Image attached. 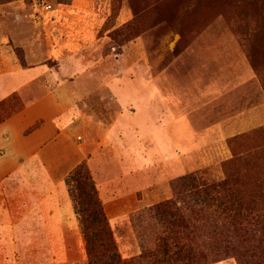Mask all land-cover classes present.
<instances>
[{
    "label": "rangeland",
    "instance_id": "obj_1",
    "mask_svg": "<svg viewBox=\"0 0 264 264\" xmlns=\"http://www.w3.org/2000/svg\"><path fill=\"white\" fill-rule=\"evenodd\" d=\"M58 1L67 0H0V6L29 5L37 7L41 14L45 11L43 4ZM123 2L131 9L132 17L114 28ZM105 28L110 30L114 45L142 37L156 73L164 68L168 74L179 71L182 88L190 87L186 80L199 75L203 80L200 87L216 93V98L196 111L200 118L193 125L196 130L248 107L264 105V0H110ZM106 47L110 49L109 45ZM16 51L20 53V49ZM102 64L105 71L112 72L120 62L116 56H109ZM14 98L10 96L0 103V116L16 110ZM104 100L100 93L85 105L79 101L83 117L95 122L111 119L116 109ZM75 121L78 123L81 117ZM97 130L92 126L86 134L72 130L70 137L60 141L61 150L75 154L73 167L62 178L58 195L59 207L67 204L68 209L59 208V219L53 223L45 219L35 222L40 235L22 238L25 245L15 250L12 247L11 252H6L8 260L0 258L6 261L0 264H88L76 212L78 194L73 182L65 181L82 162L90 172L118 252L124 259L137 257L145 247L155 251L157 237L164 234L161 223L147 213V208L169 198L191 200L190 196L180 198L182 195L175 194L171 186L180 176L193 174L202 185L223 183L224 188L238 194L251 208L264 211V118L225 139L187 141L181 156L165 154L169 149L167 141L150 142L154 146L149 148L148 144L149 156L145 152V156H137L139 162L132 166L134 173H129V167L125 168L108 143L98 146L101 136ZM85 144L90 147L88 157L81 154ZM145 147L139 145V150ZM25 224L28 231L34 230L33 221L27 220ZM49 229L54 235L47 234ZM205 264L237 262L228 256Z\"/></svg>",
    "mask_w": 264,
    "mask_h": 264
},
{
    "label": "crops",
    "instance_id": "obj_2",
    "mask_svg": "<svg viewBox=\"0 0 264 264\" xmlns=\"http://www.w3.org/2000/svg\"><path fill=\"white\" fill-rule=\"evenodd\" d=\"M51 6L41 14L29 5L0 6V103L10 96L16 100V110L0 116V258L4 260L12 247L25 245L22 238L40 235L35 222L58 221L59 208H67V204L59 207L58 195L75 154L61 150L59 143L72 130L86 134L91 126L98 127V146L108 143L134 173L137 156L144 152L149 156L148 144L154 146L150 142L167 141L164 153L181 156L187 141L225 139L264 118L260 103L196 130L193 125L200 119L196 111L217 97L200 87L199 75H191L186 80L190 87L182 88L179 71H154L142 37L114 45L105 28L110 0H69ZM131 17L123 2L113 27ZM109 56L120 62L112 72L102 64ZM100 93L116 113L106 121H89L79 101L85 105ZM172 141L178 144L172 146ZM139 145L146 147L140 151ZM88 150L85 144L81 154L88 157ZM27 220L34 222V230L28 231Z\"/></svg>",
    "mask_w": 264,
    "mask_h": 264
},
{
    "label": "trees",
    "instance_id": "obj_3",
    "mask_svg": "<svg viewBox=\"0 0 264 264\" xmlns=\"http://www.w3.org/2000/svg\"><path fill=\"white\" fill-rule=\"evenodd\" d=\"M65 181H72L78 194L88 264H205L228 256L237 264H264V211L251 208L223 183L202 185L193 174L174 179L175 194L191 200L169 198L147 208L164 234L157 237L155 251L145 247L137 257L124 259L86 165L74 167Z\"/></svg>",
    "mask_w": 264,
    "mask_h": 264
},
{
    "label": "built area",
    "instance_id": "obj_4",
    "mask_svg": "<svg viewBox=\"0 0 264 264\" xmlns=\"http://www.w3.org/2000/svg\"><path fill=\"white\" fill-rule=\"evenodd\" d=\"M52 6H51V4H43V9L44 10H48V9H50Z\"/></svg>",
    "mask_w": 264,
    "mask_h": 264
}]
</instances>
